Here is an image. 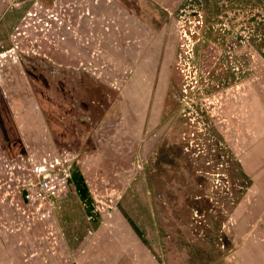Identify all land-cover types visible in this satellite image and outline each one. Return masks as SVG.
<instances>
[{
    "label": "rangeland",
    "instance_id": "obj_1",
    "mask_svg": "<svg viewBox=\"0 0 264 264\" xmlns=\"http://www.w3.org/2000/svg\"><path fill=\"white\" fill-rule=\"evenodd\" d=\"M0 264H264V0H0Z\"/></svg>",
    "mask_w": 264,
    "mask_h": 264
},
{
    "label": "built area",
    "instance_id": "obj_2",
    "mask_svg": "<svg viewBox=\"0 0 264 264\" xmlns=\"http://www.w3.org/2000/svg\"><path fill=\"white\" fill-rule=\"evenodd\" d=\"M66 176L67 174L55 173L41 179L35 184L34 189L28 192V198L31 200H37L39 203L47 201L64 189Z\"/></svg>",
    "mask_w": 264,
    "mask_h": 264
},
{
    "label": "crops",
    "instance_id": "obj_3",
    "mask_svg": "<svg viewBox=\"0 0 264 264\" xmlns=\"http://www.w3.org/2000/svg\"><path fill=\"white\" fill-rule=\"evenodd\" d=\"M57 207H59V205H58ZM57 207H56V208H57ZM47 257H48V259L50 258V256H49V255H48ZM48 259H47V260H48ZM50 259L54 261V259H52V258H50Z\"/></svg>",
    "mask_w": 264,
    "mask_h": 264
}]
</instances>
